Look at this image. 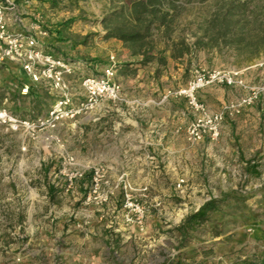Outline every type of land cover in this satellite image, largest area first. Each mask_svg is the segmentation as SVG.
Here are the masks:
<instances>
[{
	"label": "rangeland",
	"instance_id": "obj_1",
	"mask_svg": "<svg viewBox=\"0 0 264 264\" xmlns=\"http://www.w3.org/2000/svg\"><path fill=\"white\" fill-rule=\"evenodd\" d=\"M119 1L15 0L27 25L48 29L43 40L52 52L89 63L86 74L102 75L113 56L128 102L104 100L55 127L0 125V264H264V132L261 147L248 142L244 158L233 146L224 156L216 140L188 141V124L159 144L150 142L153 133L145 143L139 130L153 118L165 122L175 108L192 115L173 92L195 71L238 69L249 84L264 82L255 66L264 59V0H177L172 29L154 33L144 64L105 37L102 18ZM220 7L234 35L197 47ZM181 39L191 50L173 57ZM23 83L19 67L2 65L0 106L20 118L45 117L53 92L38 84L21 94ZM216 85L224 84L197 93L212 110L246 93L227 85L234 98L219 104ZM140 97L152 102L141 106ZM222 197L203 222L187 223L205 201Z\"/></svg>",
	"mask_w": 264,
	"mask_h": 264
},
{
	"label": "built area",
	"instance_id": "obj_2",
	"mask_svg": "<svg viewBox=\"0 0 264 264\" xmlns=\"http://www.w3.org/2000/svg\"><path fill=\"white\" fill-rule=\"evenodd\" d=\"M16 11L15 0H0V67L15 65L24 73L30 84L23 83L21 94H27L32 86L42 84L53 92L54 98L47 115L35 120L20 118L7 107L0 106V125L12 130L55 127L64 120L91 112L104 100L128 102L122 84L116 79L113 56L103 68L102 75L86 74L87 61L52 52L43 40L49 34L48 29L40 23L27 25ZM255 66L264 70V59ZM242 72L238 69L195 71L185 85L173 92L186 99L192 112L185 128L188 141L217 140L226 117L240 114L245 107L264 97V82L249 84ZM213 83L239 86L246 93L238 101L212 110L198 99L197 93Z\"/></svg>",
	"mask_w": 264,
	"mask_h": 264
},
{
	"label": "trees",
	"instance_id": "obj_3",
	"mask_svg": "<svg viewBox=\"0 0 264 264\" xmlns=\"http://www.w3.org/2000/svg\"><path fill=\"white\" fill-rule=\"evenodd\" d=\"M177 0H120L104 15L102 23L106 38H117L127 45L133 55H141V64L148 62L151 57L153 35L156 31L167 32L172 29L175 14L178 11ZM72 21L63 23L66 26ZM235 24L229 17L226 8L214 11L206 21L203 35L198 38L195 45L203 47L206 42H221L234 35ZM206 39V41H204ZM173 57H181L191 50L184 39L178 43ZM51 189L49 186L48 191ZM222 198H210L205 201L197 211L187 217L191 226L196 221L203 222L207 216L216 209Z\"/></svg>",
	"mask_w": 264,
	"mask_h": 264
},
{
	"label": "crops",
	"instance_id": "obj_4",
	"mask_svg": "<svg viewBox=\"0 0 264 264\" xmlns=\"http://www.w3.org/2000/svg\"><path fill=\"white\" fill-rule=\"evenodd\" d=\"M216 86L219 90V96L217 97L219 104H224L227 100L234 98H232L229 94V86ZM213 88L214 86H211L203 91H211L213 90ZM199 95L202 98V95L200 93ZM210 97V95L206 96V98H208L209 100ZM142 99L143 97L138 98V100L140 101L139 104L141 106H147L150 102H152L151 99H147L146 101H143ZM202 100L206 99L202 98ZM207 103L211 105L210 101H207ZM185 110L179 111L178 108H175V110H172V112L169 113V116L165 120V122L159 120L158 118H153L150 127L145 126V129L140 128L139 130L145 134L144 142H148V133H153L151 135L150 142L152 144H159L162 141L164 133H168L166 137L169 138L173 136V134L177 133L180 129L185 128V126L189 122V119L192 117L191 114L190 117L187 107H185ZM260 131L264 132V103H262V101L259 103V105L257 104L254 107L245 109L240 115H237L234 118L226 117L221 127V134L219 136V139L216 140L215 143L218 145V149L221 150L220 152H222L224 156H226V152L233 146L238 150L235 156L245 158L244 148L247 147L248 142H250L251 150H257L259 147H261L262 140L260 139ZM169 133H171L172 135H170Z\"/></svg>",
	"mask_w": 264,
	"mask_h": 264
}]
</instances>
